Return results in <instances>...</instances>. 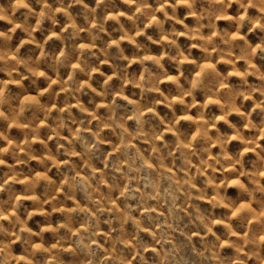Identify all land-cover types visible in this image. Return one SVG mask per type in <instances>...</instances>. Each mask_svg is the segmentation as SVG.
Returning <instances> with one entry per match:
<instances>
[{
	"label": "clouds",
	"instance_id": "9594fccd",
	"mask_svg": "<svg viewBox=\"0 0 264 264\" xmlns=\"http://www.w3.org/2000/svg\"><path fill=\"white\" fill-rule=\"evenodd\" d=\"M0 264H264V0H0Z\"/></svg>",
	"mask_w": 264,
	"mask_h": 264
}]
</instances>
